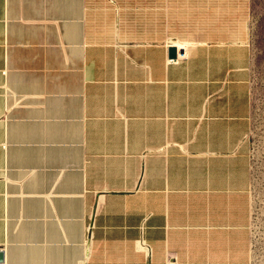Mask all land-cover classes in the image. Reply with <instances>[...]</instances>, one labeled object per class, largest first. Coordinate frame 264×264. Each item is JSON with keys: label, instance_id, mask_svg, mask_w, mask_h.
I'll list each match as a JSON object with an SVG mask.
<instances>
[{"label": "crops", "instance_id": "1", "mask_svg": "<svg viewBox=\"0 0 264 264\" xmlns=\"http://www.w3.org/2000/svg\"><path fill=\"white\" fill-rule=\"evenodd\" d=\"M160 8L0 0V264H211L210 200L250 189L249 19Z\"/></svg>", "mask_w": 264, "mask_h": 264}, {"label": "rangeland", "instance_id": "2", "mask_svg": "<svg viewBox=\"0 0 264 264\" xmlns=\"http://www.w3.org/2000/svg\"><path fill=\"white\" fill-rule=\"evenodd\" d=\"M106 1L109 0H91L92 10L113 11L117 23L122 15L130 27H143L150 20V13L161 12L163 3V0H113L114 5L108 7ZM170 9L172 14L202 18L207 22L221 12L247 13L252 48L250 189L244 197L210 200L213 205L227 206L229 212L210 213L228 218L221 221L220 227L212 229L214 243L208 245L212 251L203 255L208 254L204 260L208 259L211 264H264V0H170ZM223 238L229 242L216 243ZM224 247L230 251L227 259L216 253L218 248Z\"/></svg>", "mask_w": 264, "mask_h": 264}, {"label": "water", "instance_id": "3", "mask_svg": "<svg viewBox=\"0 0 264 264\" xmlns=\"http://www.w3.org/2000/svg\"><path fill=\"white\" fill-rule=\"evenodd\" d=\"M176 56H177V49H176L175 46L172 45V46L168 49V57H169L170 59H175ZM3 257H4L3 252L0 251V263L3 262Z\"/></svg>", "mask_w": 264, "mask_h": 264}, {"label": "bare ground", "instance_id": "4", "mask_svg": "<svg viewBox=\"0 0 264 264\" xmlns=\"http://www.w3.org/2000/svg\"><path fill=\"white\" fill-rule=\"evenodd\" d=\"M173 44V43H172ZM184 55V54H183ZM179 56V55H178ZM182 57V56H181ZM5 208H6V206H5ZM6 212V211H5ZM20 216H22V214L20 215ZM21 219V218H20ZM16 228V227H15ZM84 234V233H83ZM6 236V235H5ZM6 245V244H5ZM12 263V262H11ZM5 264V263H4ZM21 264V263H20ZM29 264V263H28Z\"/></svg>", "mask_w": 264, "mask_h": 264}]
</instances>
